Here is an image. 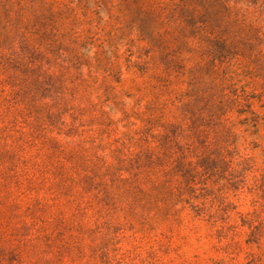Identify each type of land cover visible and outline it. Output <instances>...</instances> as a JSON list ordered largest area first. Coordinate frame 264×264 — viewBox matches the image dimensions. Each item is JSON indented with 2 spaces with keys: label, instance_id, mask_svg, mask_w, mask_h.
<instances>
[{
  "label": "rangeland",
  "instance_id": "374dc122",
  "mask_svg": "<svg viewBox=\"0 0 264 264\" xmlns=\"http://www.w3.org/2000/svg\"><path fill=\"white\" fill-rule=\"evenodd\" d=\"M0 264H264V0H0Z\"/></svg>",
  "mask_w": 264,
  "mask_h": 264
}]
</instances>
